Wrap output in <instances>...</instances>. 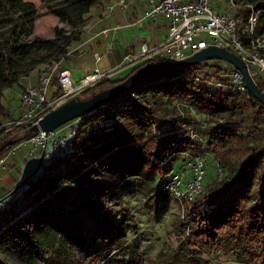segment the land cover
Returning a JSON list of instances; mask_svg holds the SVG:
<instances>
[{"label":"trees","instance_id":"16d2710c","mask_svg":"<svg viewBox=\"0 0 264 264\" xmlns=\"http://www.w3.org/2000/svg\"><path fill=\"white\" fill-rule=\"evenodd\" d=\"M41 1L48 13L69 26L72 35L62 40L63 32L56 30L53 38L22 42L20 33L29 34L33 30L37 17L35 6L25 0H0V97L5 88L17 85L20 76L26 75L41 60L46 61L55 54H62L63 57L70 42L80 40L85 14L99 2ZM247 1L259 11V21L264 26V0ZM18 21L27 24L26 27L22 26L20 32ZM41 50L49 54L36 60L35 55ZM60 58L49 63L57 62ZM159 64L163 63L158 60L144 62L135 71ZM205 66L197 63L177 72L150 78L81 117L76 133L70 139L71 150L66 154L49 152L51 159L46 164L40 165L38 170L31 172L10 194L5 195L4 205L0 208V239L5 244L11 241L22 248L32 246L41 255L48 254L39 237L35 238L39 228L37 222L24 211L28 207L42 206L43 203L63 208L62 193L56 190L59 167L62 166L66 175L76 178L81 185L83 179L75 167L74 159L93 150L97 141L106 140L115 155L131 167L136 163L140 166L148 163L146 177L151 180L158 178V187L164 190L167 177L174 171L177 155H183V159L192 154L204 157L203 146H206L217 161V168H221L222 172L227 168L228 172L219 181L207 184L193 201L183 202V229L187 228L188 234L178 264H195V255L201 253L216 254L237 249L255 258L258 264H264V130L260 143L251 146L248 144L250 134L239 131L227 121L202 126L199 128L201 131H198L200 134L180 130L174 124H171V132H166L152 110V106L163 98H177L212 119L243 105L264 114V106L248 90L241 93L232 88L213 86L212 81L218 78L214 71L202 73ZM116 84L108 79L102 80L81 92L84 97L80 100L90 98L97 86L107 85L110 88ZM58 93L59 88H55L54 95ZM9 117L10 114L0 101V135L3 133V121ZM131 124L140 126L143 132L133 135L129 131ZM28 132L27 125H19L1 136L0 146L10 139L15 142L0 151V160L12 147L30 138ZM252 186L256 191H250ZM15 191L19 194L10 197ZM84 206L99 223L105 236L108 235L115 225L109 217L111 208L88 196L84 198ZM65 208L61 213L63 219H73L75 210ZM46 228L50 231L53 229L49 226ZM62 231L73 232V235L77 233L70 225Z\"/></svg>","mask_w":264,"mask_h":264},{"label":"rangeland","instance_id":"374dc122","mask_svg":"<svg viewBox=\"0 0 264 264\" xmlns=\"http://www.w3.org/2000/svg\"><path fill=\"white\" fill-rule=\"evenodd\" d=\"M32 3L37 11V17L34 20L33 30L29 34L20 33L22 42L32 41L35 38L47 39L55 36V31L63 32L65 36L70 35V28L65 23L47 12L41 0H25ZM108 0H99L98 5L101 18L103 3ZM112 2V0H111ZM96 3V4H97ZM90 12V10H89ZM89 12L85 14V23L80 29L81 37L86 34L85 31L91 27L94 15ZM96 21V19H94ZM19 32L26 23L18 21ZM72 35V34H71ZM76 41H71L67 46L70 50ZM49 52L41 50L35 55L36 60L48 56ZM62 54H55L46 61H40L26 75L19 78L18 84L12 88H5L0 97L1 103L6 106L10 114L2 124L3 136L9 130H13V120L20 115V92L23 86L34 84L40 75L47 69L49 61L56 60ZM113 61V66H116ZM127 61L120 66L116 75L108 78L110 82H121L123 79L135 72L143 61L131 64ZM130 65V66H129ZM125 67H127L125 69ZM124 68V69H122ZM212 73L213 68L203 67L202 73ZM259 88L264 91V82L258 81ZM109 89L107 85L97 86L92 90L91 95H96ZM81 92L71 101L81 99ZM241 97H244L243 95ZM14 105L13 109L11 106ZM152 110L161 122L164 130L171 132V124L178 126L180 130H188L200 134L199 128L207 125H214L216 122H229L236 128L250 134L248 144L257 145L260 143L264 130V114L256 112L251 108L243 107L235 111H225L219 116L210 118L199 112L188 102L177 98H163ZM129 125V124H127ZM69 123L62 125L60 130L67 132ZM107 130V129H106ZM129 131L133 135H139L143 131L140 126L131 124ZM106 131H102L105 133ZM14 140V139H10ZM205 175L203 177L204 185L213 181H219L228 170L225 168L223 174L217 173V161H215L207 149L203 146ZM93 150L86 152L79 159H74L76 169L83 179L80 185L76 178L68 177L66 170L59 167L56 183L57 188L62 193L63 208H73L75 214L73 219L65 220L61 216L64 211L62 207L55 204L43 203L31 209L28 207L24 212L32 216L37 222V236L41 240L48 254L36 253L32 246L20 247L8 241L0 239V264H178V258L184 252V239L188 234V229H183V208L179 201L164 189L158 187L159 179L151 180L146 177L149 171L148 163L146 165L129 166V163L121 161L115 155L113 148L107 144L106 140L97 141ZM3 158V157H2ZM41 159V158H40ZM38 159H34L32 172L38 170ZM51 155L46 152L41 159L40 165L46 164ZM133 162V161H132ZM131 162V163H132ZM183 155H177V161L174 163V171L183 167ZM77 171V172H78ZM252 186L250 191H256ZM250 192V193H251ZM19 194L13 192L10 197ZM5 196V195H4ZM2 196V197H4ZM85 196L93 200H98L111 208L109 217L115 224L105 236L99 223L90 215L88 209L84 206ZM0 196V199L2 198ZM66 209V208H65ZM187 227L189 223H186ZM74 227L77 233L63 232L67 226ZM52 229L50 231L46 227ZM55 230L58 235L53 231ZM33 238L32 240H34ZM187 253V252H186ZM195 264H258L255 258L248 256L237 249L235 251H224L216 254L201 253L195 255Z\"/></svg>","mask_w":264,"mask_h":264},{"label":"built area","instance_id":"2783aa9c","mask_svg":"<svg viewBox=\"0 0 264 264\" xmlns=\"http://www.w3.org/2000/svg\"><path fill=\"white\" fill-rule=\"evenodd\" d=\"M123 1V0H122ZM146 17L161 18L167 22L165 35L158 44L142 42L139 55L130 59L149 62L175 63L187 59L209 47L224 49L234 54L245 65L254 85L264 82V26L259 21V11L247 0H145ZM106 32V31H104ZM96 60L100 55L94 53ZM198 64L213 68L218 79L215 87H228L245 93L248 89L243 73L231 60L204 53ZM106 78L98 69L84 75L79 82L72 79L69 70L52 61L38 78L35 86H25L20 96L21 114L13 120L14 126L37 122L47 113L70 101L80 92L94 87ZM55 88L59 93L54 95ZM53 89V92H52ZM80 118L69 122V130L57 128L48 133H38L30 138L33 158L40 159L45 152L66 154L71 150L70 139L76 133ZM183 167L173 171L166 179L164 188L179 201H193L204 191V157L199 154L186 155ZM3 167V160H0ZM222 175V169L217 168ZM5 197V196H4ZM0 199V208L4 205Z\"/></svg>","mask_w":264,"mask_h":264},{"label":"crops","instance_id":"0c3cea01","mask_svg":"<svg viewBox=\"0 0 264 264\" xmlns=\"http://www.w3.org/2000/svg\"><path fill=\"white\" fill-rule=\"evenodd\" d=\"M146 10L145 0H112V2L108 0L103 3L102 17L99 18V5L95 3L89 12L90 15H94L91 19L93 21L91 27L57 61L59 66L69 70L72 79L76 82L95 69L105 74V79L113 77L118 73L120 66L139 55V46L142 42L155 45L160 43L165 35L167 22L161 18L146 17ZM94 53L100 55L99 60L95 59ZM117 59L116 66H113V61ZM139 61L136 60L131 64ZM37 83L38 80L27 86H35ZM14 107L16 106L12 105L11 109ZM5 108L8 109L6 106ZM20 110H22L21 105ZM1 160H3V167L0 165V196L2 197L10 194L32 172L34 158L28 139L12 147Z\"/></svg>","mask_w":264,"mask_h":264},{"label":"water","instance_id":"95a60500","mask_svg":"<svg viewBox=\"0 0 264 264\" xmlns=\"http://www.w3.org/2000/svg\"><path fill=\"white\" fill-rule=\"evenodd\" d=\"M206 52H210L216 56L233 61L238 66L239 70L243 73L249 93L264 106V94H262V92L254 85L247 73L245 65L240 60V58L232 53L227 52L224 49L209 47L179 62L148 65L142 67L113 87H110L109 89L96 95H92L90 98L84 100L76 99L75 101L70 100L57 109L47 113L37 122L30 125L28 127L29 132L27 135L33 136L41 132L48 133L50 131H53L74 119L81 118L84 115L91 113L98 107L105 105L110 101L116 99L120 95L131 91L135 86L150 78H154L158 75L177 72L182 68L197 64L198 59ZM14 142L15 140H7L0 146V151L5 147L13 144ZM42 157L43 155L40 158L42 159ZM41 159L39 160L37 168L40 166ZM21 183H19L18 185H20Z\"/></svg>","mask_w":264,"mask_h":264}]
</instances>
